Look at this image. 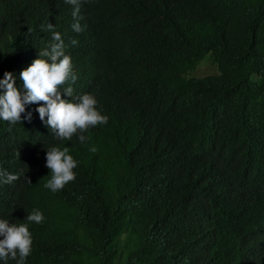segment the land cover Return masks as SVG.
Wrapping results in <instances>:
<instances>
[{
  "label": "clouds",
  "instance_id": "obj_1",
  "mask_svg": "<svg viewBox=\"0 0 264 264\" xmlns=\"http://www.w3.org/2000/svg\"><path fill=\"white\" fill-rule=\"evenodd\" d=\"M228 11L224 0H0V264H29L41 248H83L62 224L43 227V213L25 196L30 185L55 193L72 187L77 170L125 118L140 117L133 133L155 159L148 189L219 197L225 187L244 184L239 178L257 176L262 189L253 193L264 197L262 107L242 100L221 75L214 78L212 51L205 57L211 55L214 75L183 74L212 83L169 89L166 69L179 43L191 31L214 28ZM105 42L119 47L108 51ZM147 83L154 96L131 108ZM187 94L185 104L192 101L203 115L199 136L174 110ZM165 140L174 148L170 162L158 149ZM241 148L247 151L237 153ZM242 155L244 166L231 162ZM263 205L264 199L245 207L239 220Z\"/></svg>",
  "mask_w": 264,
  "mask_h": 264
},
{
  "label": "trees",
  "instance_id": "obj_2",
  "mask_svg": "<svg viewBox=\"0 0 264 264\" xmlns=\"http://www.w3.org/2000/svg\"><path fill=\"white\" fill-rule=\"evenodd\" d=\"M116 1L100 0L104 5ZM224 2L229 11L214 28L191 31L179 43V54L166 69L169 89L188 92L193 82L199 88L212 83L183 79L212 51L219 70L214 78L221 75L242 100L264 111V0ZM105 46L108 51L119 47L112 42ZM147 86L131 108L142 105L143 95L154 96L153 86ZM189 97L175 103L174 110L187 117L191 134L199 136L203 115L192 101L185 104ZM139 121L131 117L117 122L112 140L103 149L99 144L87 165L77 170L72 187L55 193L29 186L25 197L29 208L43 213V227L55 230L62 224L64 235L83 247L69 254L41 248L29 264H264V205L239 220L249 211L245 207L264 199L253 193L262 189V179L239 178L244 184L225 187L219 197L201 190L181 194L176 189H148L155 159L148 143L133 133ZM158 149L170 162L174 148L169 142L158 143ZM75 153L85 155L80 149ZM246 161L244 155L231 160L242 166Z\"/></svg>",
  "mask_w": 264,
  "mask_h": 264
},
{
  "label": "rangeland",
  "instance_id": "obj_3",
  "mask_svg": "<svg viewBox=\"0 0 264 264\" xmlns=\"http://www.w3.org/2000/svg\"><path fill=\"white\" fill-rule=\"evenodd\" d=\"M212 58L211 55H208L205 57V59L201 62L200 66L190 74H192V77L195 78H202L209 75H214L215 67L210 64ZM217 73H218V67H217Z\"/></svg>",
  "mask_w": 264,
  "mask_h": 264
}]
</instances>
